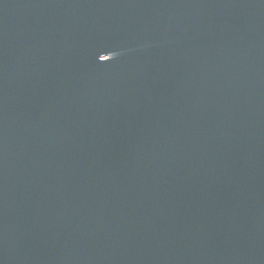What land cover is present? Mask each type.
I'll list each match as a JSON object with an SVG mask.
<instances>
[{"label":"water","instance_id":"water-1","mask_svg":"<svg viewBox=\"0 0 264 264\" xmlns=\"http://www.w3.org/2000/svg\"><path fill=\"white\" fill-rule=\"evenodd\" d=\"M0 264H264V0H0Z\"/></svg>","mask_w":264,"mask_h":264}]
</instances>
